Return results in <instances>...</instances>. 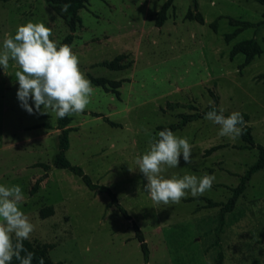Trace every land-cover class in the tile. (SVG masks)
Masks as SVG:
<instances>
[{
	"label": "rangeland",
	"instance_id": "rangeland-1",
	"mask_svg": "<svg viewBox=\"0 0 264 264\" xmlns=\"http://www.w3.org/2000/svg\"><path fill=\"white\" fill-rule=\"evenodd\" d=\"M165 1L89 0L80 10L83 22L71 49L81 71L89 81V74L126 80L120 98L90 81L91 102L82 114L72 115L75 129L66 155L94 182L117 193L145 235L148 264H217L218 249L212 244L220 206L197 198L226 202L257 160V148H246L241 137L218 135L219 125L204 117L175 131L192 145V163L181 155L179 166H165L161 175L208 174L215 180L203 195L189 194L172 205L154 204L144 191L147 180L136 159L149 150L150 140L158 139V126L213 104L212 93L225 113L249 114L255 140L264 146V53L243 69V54L230 58L232 46L243 39L255 38L264 46V25L244 30L230 43L225 40L234 30L228 16L258 23L264 5L257 0H197L205 19L200 23L185 19L193 0H174L168 19L158 27L156 15ZM221 16L216 31L211 24ZM30 21L51 28L50 39L57 46L70 32L45 0L0 1V52L6 35L14 36L18 25ZM121 53L129 54L132 66L112 70L101 65ZM17 70L12 60L5 70L0 66V185L21 186L24 201L19 207L34 225L29 240L54 244L50 256L60 264H146L133 220L116 205L109 207L107 193L93 191L81 177L53 166L59 150L57 116L50 110L35 113L31 100L34 114L21 107ZM35 124L44 125L32 128ZM216 145L222 147L206 156L205 150ZM38 162L51 167L45 170ZM49 205L54 215L42 218L40 210ZM221 244L225 264H264V169L253 175L227 215Z\"/></svg>",
	"mask_w": 264,
	"mask_h": 264
},
{
	"label": "clouds",
	"instance_id": "clouds-1",
	"mask_svg": "<svg viewBox=\"0 0 264 264\" xmlns=\"http://www.w3.org/2000/svg\"><path fill=\"white\" fill-rule=\"evenodd\" d=\"M67 7L65 5L63 10ZM51 36L52 29L42 22L18 25L15 35H6L3 41L0 66L5 70L10 60L15 62L19 69L15 72L19 84L17 97L29 114H34L30 100L35 105V113L41 115L49 114V110L60 119L82 114L91 102V82L81 71L71 47L66 44L58 47ZM223 113V108L219 113L213 108L204 118L219 125L218 135L235 140L242 135L246 121L239 111L227 117ZM149 144V150L137 157L136 164L147 180L144 191L154 204H178L189 194L195 198L211 189L214 175H184L182 178L161 175L165 166L178 167L181 155L186 164L192 163V145L187 138L164 129L158 132V139L150 140ZM23 201L21 186L0 185V264H12L13 258L19 264H32L34 253L24 248L23 241L30 238L34 225L19 207ZM38 264H44L42 257Z\"/></svg>",
	"mask_w": 264,
	"mask_h": 264
},
{
	"label": "trees",
	"instance_id": "trees-1",
	"mask_svg": "<svg viewBox=\"0 0 264 264\" xmlns=\"http://www.w3.org/2000/svg\"><path fill=\"white\" fill-rule=\"evenodd\" d=\"M0 1H9V0H0ZM258 2L262 3L264 5V0H257ZM46 4L50 7V9L55 12L56 15L60 16L66 23V25L69 27V33L64 37V39L61 41V43L58 45H68L72 46L74 39L76 37V31L77 29L82 25L83 19L80 14V10L85 8L87 4L89 3V0H45ZM174 0H166L161 7V9L157 12L156 15V21L155 24L158 27H162L166 20L168 19V11L171 7H173ZM68 5L67 10H63L64 6ZM221 17L217 18L211 26L214 28V30H218V21L221 19ZM185 19L188 20H195L200 23H204L205 19L202 14V12L199 10V5L197 0H193L192 6L189 8L188 12L185 15ZM229 23L231 26L234 27V30L225 34V40L227 43L232 42L240 33H242L244 30L249 29L251 27H261L264 25V12H263V19L258 22L254 23L248 20H242L237 19L232 16L227 17ZM264 53V46L261 42H259L255 38H247L243 39L237 43H235L230 51V58L233 60L236 56L239 54H243L245 56V59L243 63L240 65V68L243 69L245 66L249 65L254 61L256 57H259ZM133 60L129 59V54L121 53L117 55L114 59L110 61H103L101 62V65L106 66L112 70H124L132 66ZM261 78H264V74L260 76ZM90 81L102 88H104L106 91H112L115 93L119 98L121 97V91L120 87L122 86L123 82L126 79H109L107 77H96L92 74H89ZM212 97L214 99V103L206 106L202 110H196L192 113H180L178 115V121L171 123L169 125H160L158 126V129L164 130V129H170L173 132L184 128L189 123L196 121L200 118L205 117V114L208 111H211L213 108L217 110L219 113V97L218 95L212 93ZM94 116L100 117L102 116L105 121H107L112 126L119 125L118 123L111 120L108 116H103L100 113L92 112ZM226 117L230 114L223 113ZM243 116L244 121H246V127L242 130V135L240 136L245 142L246 148H257L258 150V158L249 168L245 171V173L241 176L239 184L232 188V195L229 197V199L226 202H214L211 201L208 198H205L203 196L197 198L200 200H207L208 204L210 206H220V210L217 214V225L214 228V241L213 246L218 249L217 264H225L224 263V252L222 250V244H221V237L222 234L225 232V226L227 222V215L229 213H232L237 205V202L242 196L247 188L248 182L252 179L253 175L264 169V146L260 143H257L253 134L252 126L249 124V114L247 113H241ZM73 120V116H66L63 119H60L57 117V128L60 130L58 134V141H59V150L56 153L54 160H53V166L61 169H66L72 172L73 174L79 176L82 178L84 183L93 191H99L103 193H107L111 197V201L109 203V207L112 205H116L119 211L124 215V217L128 220H133L131 214L128 212V210L119 202L118 195L116 192L112 190L110 186L99 184L93 181L90 175H88L84 169L79 166L71 163V161L68 159L66 153L70 147V132L73 131L75 128L70 126L71 122ZM44 124H35L32 126V128L43 126ZM222 147L221 145L212 146L211 148L205 150V155L211 154L213 151H216ZM36 166L43 167L45 170H49L51 165L44 163V162H38L35 164ZM43 180V177H40L36 180V182L33 184V187L31 189V192L34 193L38 190L39 185L41 181ZM55 208L52 205L45 206L40 210V215L42 218H46L48 216L54 215ZM133 226L136 232V237L138 238L141 249L144 254V261L146 264L150 261V248L149 245L145 239V235L138 225L136 221L133 220ZM13 241L15 242V238H13ZM24 248L27 249V251L34 253V258L32 261V264H38L40 258L42 257L44 260V264H60L56 263L52 260L50 256V250L54 247V244L52 243H37L34 241H31L29 239L23 241ZM24 255V253H22ZM12 264H19V262L13 258Z\"/></svg>",
	"mask_w": 264,
	"mask_h": 264
}]
</instances>
